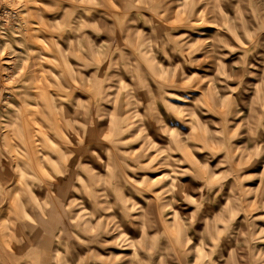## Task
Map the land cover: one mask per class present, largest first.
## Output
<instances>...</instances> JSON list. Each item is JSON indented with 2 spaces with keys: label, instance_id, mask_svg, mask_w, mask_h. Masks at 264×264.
<instances>
[{
  "label": "clouds",
  "instance_id": "obj_1",
  "mask_svg": "<svg viewBox=\"0 0 264 264\" xmlns=\"http://www.w3.org/2000/svg\"><path fill=\"white\" fill-rule=\"evenodd\" d=\"M37 3L0 0L16 9L0 19H16L11 36L27 54L8 43L14 71L0 67V264H85L103 259L93 246L119 239L135 264H189L194 238L203 264H264V216L252 215L264 190L254 208L244 187L245 169L264 156V72L252 71L244 44L264 33V0H54L39 5L63 8L49 26L60 42L52 70L27 47L29 20L43 16L20 13ZM177 19L221 31L193 40L174 34ZM193 154L202 162L184 167Z\"/></svg>",
  "mask_w": 264,
  "mask_h": 264
},
{
  "label": "rangeland",
  "instance_id": "obj_2",
  "mask_svg": "<svg viewBox=\"0 0 264 264\" xmlns=\"http://www.w3.org/2000/svg\"><path fill=\"white\" fill-rule=\"evenodd\" d=\"M39 5H47L49 7H55L54 0H38L37 4L30 5L28 9H24L22 13H20L21 16L27 18V14L29 11L36 13L40 12L42 13L43 20L40 19H31L29 20V23L32 25L31 31L34 33L33 36V42L29 44L28 50L32 53L38 54L39 59L43 62L42 67L44 69L52 70L51 69V61L55 59L54 56V44L53 41L56 40V37L54 36V29L50 28V24L54 23L53 17H57L60 15V13L63 11V8H61L57 12H47L44 10V8L39 7ZM179 6L173 5V11H175ZM203 7V6H202ZM223 10L226 13L231 14L228 3H225L222 5ZM5 11L13 13L15 16L16 9L14 8H8L7 5L0 6V16H3ZM103 11V10H99ZM197 11H200V9H197ZM95 13H93L94 15ZM95 16V15H94ZM19 19V17H17ZM8 24V27H5V25ZM211 25V27H210ZM20 26L17 23L16 19L9 21L0 19V28H4L5 35L7 39H0V51L3 52L2 60L3 63L0 65L3 69H7L8 72L14 71V61L18 58L16 56L10 55L6 49L5 45L8 43H11L12 48L17 53H23L27 55L24 52V49L19 47L20 43H23V37L17 35L16 37L11 36V32L13 30L18 29ZM215 27V28H214ZM25 31H28V29H25ZM221 31L218 25L215 24H196L195 27H186L182 26L179 23V20L176 21V28H175V35L183 34L185 36H191L193 40L196 39H203L206 37L211 36L213 33ZM227 35V34H225ZM15 41L14 43L12 41ZM57 43H60L58 40H56ZM244 44L248 46L249 51H251V55L248 56V63L253 65L252 71L256 73V76H258L261 72H264V57H262L260 54H264V33H261L255 41V44H249L248 41H244ZM233 47H238L235 43H233ZM203 54H197L196 57H193V59H203ZM71 63H74L73 61H70ZM31 64V61L28 59H25L24 62V68L20 70V72L16 73L17 78L20 77L26 71L27 67H29ZM207 67V65H203L200 69H188L190 72H196L198 74H203L204 69ZM39 71V69H37ZM8 72H5L3 74L4 79H8ZM256 76L251 77V79L255 80ZM250 78H245V83H248ZM40 87L43 88L45 83L50 87L52 82L50 80H47L46 77H43L41 81L38 82ZM78 86V85H77ZM7 87H20V85L13 84L11 80H9ZM259 87V84L257 83V88ZM243 90V89H242ZM79 94V93H78ZM12 95L10 92H5L4 97L5 99L8 98V96ZM174 123V121H172ZM38 127L42 128V125H39V122L37 121ZM256 144L261 145L264 144V130H261L256 138ZM247 148H251L252 144L248 143L247 145H242ZM135 147V146H132ZM249 159L251 160V156H249ZM200 158L193 154L191 157H189V164L184 165V167L188 168L191 167L193 164L201 163ZM264 162V156H261L259 160L252 161V163L249 165L248 168L245 169L244 175L250 177V179L244 181V187L249 189L250 192H254L255 196H250L249 199L252 201L253 206L255 208V205L259 204V195L262 190H264V180L260 179L261 176H264V168H262L261 164ZM5 163V171H8L7 168V161ZM170 170L162 169L159 173H151L150 178L152 180H158L161 175L168 174ZM217 177L216 179H218ZM168 183V182H166ZM233 181L229 179L225 182V189L227 190V186L229 184H232ZM223 195V194H221ZM219 203H224V201H221L219 197L217 198ZM179 215V213H178ZM253 217H259L264 216V209H260L259 211L253 210L252 212ZM241 219H243V216L237 219L236 223L240 224ZM256 224L259 228H264V222H261L259 220L256 221ZM244 230H247V225L243 226ZM175 231V229H173ZM125 232L132 236L134 233L131 232L130 229H125ZM164 242L161 241V244ZM193 243L195 244V248L193 251V254L188 257L189 264H203V255L204 250H202L198 243H196L195 238ZM190 248L193 247V245H189ZM233 249H236L237 245L232 246ZM257 249H264V244H257ZM95 250V254L97 256H103V259H96V260H86L85 264H135L132 257L135 255V249L130 248L128 246V242L124 241L122 239L117 240L115 243H109L107 247L100 248L98 246H93ZM226 248V245L224 243L221 244V247L217 250L216 256L218 257L222 251H224ZM141 256L143 257L144 254L141 253ZM158 259V257L156 258ZM226 259H230L229 257H226ZM155 264V260H154ZM169 264H173V262H169Z\"/></svg>",
  "mask_w": 264,
  "mask_h": 264
},
{
  "label": "bare ground",
  "instance_id": "obj_3",
  "mask_svg": "<svg viewBox=\"0 0 264 264\" xmlns=\"http://www.w3.org/2000/svg\"><path fill=\"white\" fill-rule=\"evenodd\" d=\"M95 13V12H94ZM95 15V14H94ZM199 25V24H198ZM203 25V24H202ZM210 27H211V25H210ZM215 28V27H214ZM40 86V85H39Z\"/></svg>",
  "mask_w": 264,
  "mask_h": 264
}]
</instances>
